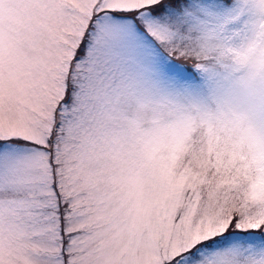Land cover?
I'll return each mask as SVG.
<instances>
[{
	"label": "snow or ice",
	"instance_id": "snow-or-ice-1",
	"mask_svg": "<svg viewBox=\"0 0 264 264\" xmlns=\"http://www.w3.org/2000/svg\"><path fill=\"white\" fill-rule=\"evenodd\" d=\"M0 264H264V0H0Z\"/></svg>",
	"mask_w": 264,
	"mask_h": 264
}]
</instances>
